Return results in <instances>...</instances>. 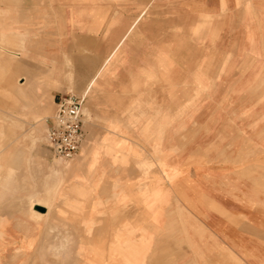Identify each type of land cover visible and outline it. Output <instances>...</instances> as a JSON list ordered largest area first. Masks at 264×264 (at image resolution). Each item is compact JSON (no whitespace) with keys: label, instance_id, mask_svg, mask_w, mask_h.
<instances>
[{"label":"rangeland","instance_id":"rangeland-1","mask_svg":"<svg viewBox=\"0 0 264 264\" xmlns=\"http://www.w3.org/2000/svg\"><path fill=\"white\" fill-rule=\"evenodd\" d=\"M84 5L101 14V32L105 35L109 29L121 27L115 16L138 11L124 32L126 38L147 11L150 32L153 28L163 30L165 50L158 56L157 52L154 56L149 53V63L161 65L140 67L129 65L137 61L129 60L131 52L122 48L107 60L110 53L105 54L103 40L92 42L67 35L56 23L58 20L48 19L47 27L40 23L36 29L16 34L0 32V214L15 220L33 218L29 215L33 213V200H42L47 206H34L41 212L48 210L35 225H20V233L38 235V241L27 248L34 254L31 261L35 264L47 262L49 237L95 234L96 227L82 226L84 218L93 221L106 217L111 225L96 228L101 235H108L128 222L131 200L127 201L123 189L115 184L106 202L115 210L109 215L97 211L106 205L100 197L104 190L100 187L101 174L94 168L92 156L98 149H107L98 147L103 140L110 135L117 138L116 150L121 154L125 150L119 148L125 144L123 135L143 128V136L138 132L139 140H144L143 150H148L149 168L155 169L163 166L164 154L188 156L193 141L204 137H199L204 131L187 130L190 124L204 122L206 112H219L237 102L221 98V92L233 85L226 82V76L241 69L227 64L241 56L237 51L218 49L219 18L206 8L203 0H85ZM98 54L100 58H94ZM176 62L182 65H174ZM16 63L30 74L23 77L24 83L19 80L22 75L14 70ZM80 65H84L85 75ZM67 92L85 95L86 138L80 154L61 162L50 156L45 132L47 121L55 112L54 98ZM256 101L263 103L264 99ZM157 144L161 150L156 148ZM134 148L138 152L134 149L133 154L140 155L141 146ZM128 160L113 163L123 168L112 170L122 173L118 179L124 177V167L133 165L140 169L139 164ZM165 173L167 185L172 171L165 169ZM165 204L173 208L172 198H166ZM173 213V209L166 211L170 220H166L161 249L150 250V257H164L166 264H172L174 253L182 254L188 246L182 236V240H174L178 235L172 232ZM176 215L179 224V210ZM107 245L101 243L102 251L108 249ZM127 248L122 238L114 250L124 252Z\"/></svg>","mask_w":264,"mask_h":264},{"label":"crops","instance_id":"crops-1","mask_svg":"<svg viewBox=\"0 0 264 264\" xmlns=\"http://www.w3.org/2000/svg\"><path fill=\"white\" fill-rule=\"evenodd\" d=\"M203 2L219 18L221 46L218 49L237 51L241 56L227 64L241 69L226 76V82L233 85L221 92V98L236 99V105L222 107L219 112H206L204 122L190 124L187 130L204 131L205 134L199 135L204 137L193 141L188 156L164 154L163 166L155 169L149 168L148 150H143L144 140H139L138 132L143 136V128L123 135L125 144L119 148L125 150L121 154H117V138L110 135L103 140L98 147L107 149H98L92 156L93 166L101 174L100 187L104 190L100 197L106 205L97 211L109 215L115 210L106 203L115 184L123 189L125 199L131 200L130 220L108 235H101L96 233V228L109 226L111 222L106 217L93 221L84 218L82 226L96 227L95 234L49 237L45 264H166L164 257H150V250L161 249L159 243L165 240L166 220H170L166 211L171 209L174 211L172 232L178 235L174 240L182 236L183 241L188 242L184 253H174L172 264H264V102L256 101L264 99V86H261L264 84V0ZM84 3L85 0H0V32L16 34L36 29L40 23L47 27L48 19L58 20L56 23L67 35L92 42L103 40L107 48L105 54L110 53L107 60L122 48L131 52L129 60L137 61L129 65H161L149 63L150 51L153 56L157 52L158 56L165 50V40L163 30L153 28L150 32L145 17L147 11L126 38L124 32L138 16V11L115 16L121 21V27L109 29L105 35L101 32V14L94 9L87 10ZM174 65L182 64L176 62ZM80 67L85 75L84 65ZM14 70L22 75L21 83H24V76H30L20 63H16ZM61 94L54 98L55 105ZM56 108L57 105L55 112ZM54 114L49 117L46 130ZM212 115H219V118ZM109 126L112 133L113 126ZM138 146L142 148L140 155H134V147ZM156 148L161 150L159 144ZM129 158L130 163L139 164L141 170L133 165L124 167V177L118 179L121 172H112L118 167L113 163L128 162ZM165 169L172 171L167 185ZM168 197L172 198L173 208L166 207ZM32 209L29 215L33 218L15 220L0 214V264H35L31 261L35 259L34 254L27 248L38 241V235L20 233V225H35L48 210ZM177 210L181 213L179 224ZM122 238L128 248L124 252L115 251V244ZM102 242L108 244L106 251H102Z\"/></svg>","mask_w":264,"mask_h":264},{"label":"built area","instance_id":"built-area-1","mask_svg":"<svg viewBox=\"0 0 264 264\" xmlns=\"http://www.w3.org/2000/svg\"><path fill=\"white\" fill-rule=\"evenodd\" d=\"M84 99L73 93L61 94L56 99V112L45 132V144L56 160H72L81 150L85 139Z\"/></svg>","mask_w":264,"mask_h":264},{"label":"bare ground","instance_id":"bare-ground-1","mask_svg":"<svg viewBox=\"0 0 264 264\" xmlns=\"http://www.w3.org/2000/svg\"><path fill=\"white\" fill-rule=\"evenodd\" d=\"M61 162H62V161H61ZM32 202H33V203H31V207H32V208H34V206L39 205V204H40V205H43V206H46L45 204L41 203L42 200H39V199H37V200H35V201L33 200ZM46 207H47V206H46ZM35 211H36V210H35ZM38 211H39V210H38ZM36 212H37V211H36ZM38 214H41V213H38Z\"/></svg>","mask_w":264,"mask_h":264}]
</instances>
